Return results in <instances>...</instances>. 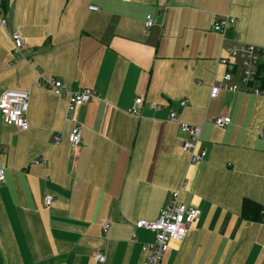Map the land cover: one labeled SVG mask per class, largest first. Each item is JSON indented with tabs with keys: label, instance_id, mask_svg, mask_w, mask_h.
Instances as JSON below:
<instances>
[{
	"label": "crops",
	"instance_id": "0c3cea01",
	"mask_svg": "<svg viewBox=\"0 0 264 264\" xmlns=\"http://www.w3.org/2000/svg\"><path fill=\"white\" fill-rule=\"evenodd\" d=\"M0 10V96L30 93L28 131L0 114V264H101L95 252L105 264H142L155 235L135 225L154 221L173 192L201 216L162 264H264V222L241 214L244 199L264 206V96L210 99L226 48L264 46V0H2ZM226 16L235 24L224 40L213 28ZM39 76L97 97L75 114L79 148L68 140V97ZM137 98L140 117L129 115ZM171 111L202 127L203 162L190 163ZM223 116L231 124L219 129Z\"/></svg>",
	"mask_w": 264,
	"mask_h": 264
},
{
	"label": "built area",
	"instance_id": "2783aa9c",
	"mask_svg": "<svg viewBox=\"0 0 264 264\" xmlns=\"http://www.w3.org/2000/svg\"><path fill=\"white\" fill-rule=\"evenodd\" d=\"M2 0H0L1 9ZM91 11H98L96 7H90ZM1 11V10H0ZM7 15L0 12V25H6ZM235 24V19L231 16L221 18L215 25L214 31L221 34L224 40L229 28ZM155 22L151 16L145 21V27L150 30L155 27ZM13 43V55L22 58L21 51L24 48L25 40L19 34L11 36ZM225 56L219 63L226 69L222 78L215 80L210 89V99H216L221 92L242 93L249 96H264V46H257L244 43H234L224 50ZM42 77L39 76V79ZM39 87L50 88L57 96L68 97L67 123L73 124V129L69 135V144L73 149L79 148L82 141V126L75 119L78 109L96 100L94 92L89 89H76L68 91L61 80L41 79ZM30 104V93L19 90H6L0 96V114L6 125L13 126L21 132L28 131L30 124L28 111ZM144 104V99H135L134 107L129 111V115L140 117V109ZM180 107H185L186 103L180 102ZM157 110V106H153ZM169 122L178 125L185 136L182 141V150L188 153L191 164L203 162L207 157L205 150L200 146L201 126H192L181 123L176 112L171 111ZM215 126L224 129L231 124L229 117H219L215 121ZM55 144L62 142V136L57 135ZM45 165V162L36 160L35 162ZM6 168L0 164V183L5 180L4 170ZM184 189V187L182 188ZM53 203L52 196H46L44 205L50 207ZM201 216V211L195 207H187L180 201V192H173L170 202L160 212L159 216L151 222L142 220L136 223L137 230H147L155 235V240L151 244L142 245V253L145 259L142 264H162L167 251L170 250L171 242L182 241L191 233L193 226ZM110 223L104 221L101 224L103 233L108 232ZM135 241V240H134ZM95 261L105 264L107 257L102 252L93 254Z\"/></svg>",
	"mask_w": 264,
	"mask_h": 264
},
{
	"label": "trees",
	"instance_id": "16d2710c",
	"mask_svg": "<svg viewBox=\"0 0 264 264\" xmlns=\"http://www.w3.org/2000/svg\"><path fill=\"white\" fill-rule=\"evenodd\" d=\"M242 218L251 222H264V206L249 199L242 202Z\"/></svg>",
	"mask_w": 264,
	"mask_h": 264
}]
</instances>
